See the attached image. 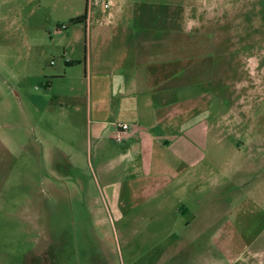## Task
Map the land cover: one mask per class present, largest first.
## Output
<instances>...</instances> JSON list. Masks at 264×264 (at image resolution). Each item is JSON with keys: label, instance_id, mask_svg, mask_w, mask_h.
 I'll use <instances>...</instances> for the list:
<instances>
[{"label": "rangeland", "instance_id": "1", "mask_svg": "<svg viewBox=\"0 0 264 264\" xmlns=\"http://www.w3.org/2000/svg\"><path fill=\"white\" fill-rule=\"evenodd\" d=\"M159 1L185 8V0L148 7ZM86 7L87 0H0V264H159L177 252L178 239L204 230L260 239L250 246L264 253V0H193V21H183L193 24V66L181 68L176 114L182 192L174 193L176 181L149 200L132 192L154 184L143 165L131 156L113 161L121 143L109 131L104 142L90 137L87 108L69 128L55 97L63 82L47 86L64 64L63 48L83 60L85 25L69 23ZM62 24L80 39L52 47ZM158 154L164 164L149 173L172 172L173 154ZM133 177L143 179L129 185ZM180 204L188 210L178 213ZM217 208L230 227L189 226Z\"/></svg>", "mask_w": 264, "mask_h": 264}, {"label": "crops", "instance_id": "2", "mask_svg": "<svg viewBox=\"0 0 264 264\" xmlns=\"http://www.w3.org/2000/svg\"><path fill=\"white\" fill-rule=\"evenodd\" d=\"M149 1L117 0L111 8L95 7L88 13L86 22L79 23L85 25L82 62L70 48H63L58 55L64 64L51 72L49 78L53 81L47 83L52 89L57 81L64 84L63 88L59 85L55 97L69 111L66 121L69 128L77 123L73 116L82 115L86 108L94 116L90 121V137L98 143L104 142L108 131L114 140V124L130 125L113 161L120 162L131 156L143 165L145 180L150 181L152 177L154 184L148 182L132 192L148 200L171 191L176 181L178 188L174 193L182 192V175L176 170L181 164L179 152L175 155L179 140L176 114L180 113L181 104V68L193 66V24H183V21H193V0H185V8L171 6L169 9L168 3L160 1L153 2L155 6L150 8ZM79 39L72 29L66 36L58 32L50 36L51 44H58L52 47H64L66 41L75 44ZM69 53L78 65L66 58ZM52 64L57 65L54 61ZM88 82L89 88L84 87L82 91L81 84ZM108 115L114 119L107 121ZM166 152L173 154L169 161L172 172L149 173L155 162L164 164L163 156L158 153ZM139 179L143 177H133L128 184ZM118 190L122 191V187ZM184 190L186 195L193 196L192 189ZM218 208L195 216L189 226L194 227L200 220L199 227L204 229L230 227L227 212ZM187 210L186 205L180 204L177 212ZM202 233L178 239L177 252L161 258L159 264H264V253L250 246L260 239L247 240L228 234L208 237L204 235L205 230ZM240 244H245L246 249L239 250Z\"/></svg>", "mask_w": 264, "mask_h": 264}, {"label": "built area", "instance_id": "3", "mask_svg": "<svg viewBox=\"0 0 264 264\" xmlns=\"http://www.w3.org/2000/svg\"><path fill=\"white\" fill-rule=\"evenodd\" d=\"M116 0H88V13H91L95 7L103 6L105 8H111L115 5ZM88 16V15H87ZM68 29L67 24H62L58 27L57 32H61ZM116 133L114 135V140L117 143H122L127 137V133L130 130V125L127 123H116L114 124Z\"/></svg>", "mask_w": 264, "mask_h": 264}, {"label": "trees", "instance_id": "4", "mask_svg": "<svg viewBox=\"0 0 264 264\" xmlns=\"http://www.w3.org/2000/svg\"><path fill=\"white\" fill-rule=\"evenodd\" d=\"M87 15H88V0H87V7L85 14L82 17H79L77 19L71 20L69 24H79V23H85L87 20Z\"/></svg>", "mask_w": 264, "mask_h": 264}]
</instances>
